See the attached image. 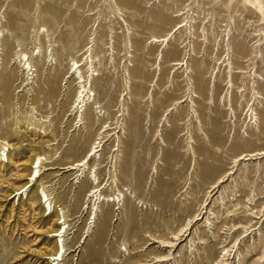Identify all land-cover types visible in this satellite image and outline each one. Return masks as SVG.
I'll return each instance as SVG.
<instances>
[{"label": "rangeland", "instance_id": "obj_1", "mask_svg": "<svg viewBox=\"0 0 264 264\" xmlns=\"http://www.w3.org/2000/svg\"><path fill=\"white\" fill-rule=\"evenodd\" d=\"M0 34V141L17 163L0 165V264H47L46 200H26L41 190L68 221L64 264H264V156L236 160L264 152V0H0ZM33 51L24 85L13 62ZM73 62L90 74L81 114ZM99 142L82 176L62 169ZM34 155L41 181L20 196Z\"/></svg>", "mask_w": 264, "mask_h": 264}, {"label": "bare ground", "instance_id": "obj_2", "mask_svg": "<svg viewBox=\"0 0 264 264\" xmlns=\"http://www.w3.org/2000/svg\"><path fill=\"white\" fill-rule=\"evenodd\" d=\"M183 27H182V25L178 24L171 32H169L163 38H159V39H154L153 38L152 39V43H154V44L161 43L162 45H164V44L168 45L169 40L173 36L172 33L175 31L174 32V34H175L177 31H179ZM254 32H256V30H254ZM88 52H89V49L87 51V54H88ZM39 54H40V51L38 50V52L36 54V57ZM33 56H34V51L32 52L30 57L27 56L25 53H22V52L17 53L15 55V60L13 62V66L16 65L18 69L19 68L21 69V71H20V73H21L20 75H21V79H22L21 80V84H24V85L28 84V80H33V77L34 78L37 77L36 75L33 76L34 73L37 72L36 69H33L34 66H32ZM50 57H51V52L49 54L45 53V55H43V57H42L43 58V65H47L48 59ZM90 57L91 56L88 55L87 60H89ZM161 57H162V55H161V53H159L158 58L160 60H161ZM86 62H87L86 66L89 65L88 61H86ZM183 62H184V60L180 61V62H177V63L174 64V66H176V67L177 66H183ZM0 65H1V63H0ZM223 65L228 70V73L231 76V74L233 73L234 69H233L232 63L230 61L229 53L226 55L225 58H223L222 60L218 61L219 70H220V67L223 66ZM73 66H74V70L72 71L71 76H75V80H77V82H78L77 84L79 85V88H78L79 91L76 94V101H75V103L78 102L77 109H76L78 111H77L76 114H78V113L81 114L82 113V109L85 110V108L87 106V102L90 100L89 99L90 97L88 96L89 92H90V89L88 87L90 85V82H89L90 74L88 76H86L87 79L85 81L84 80L85 78L82 75V72L80 71V68L83 65L81 63H76V62L74 63L73 62L72 63V67ZM72 67H70V70H71ZM1 70H2V68L0 66V71ZM91 71H92V66L89 65V68L87 69V74L89 72H91ZM30 72H32V73H30ZM238 72L240 73L242 71H238ZM26 74H27V77H26ZM10 75H9V79H10ZM29 75L31 76V78L28 79ZM11 76H12V80L10 81L9 85H11L12 83H14L16 81V78L14 79V76L17 77V74L15 73L14 75H11ZM2 86H3V84H2ZM231 87L232 86L230 85V88ZM0 90H1V84H0ZM252 107H253V103H251L250 105L247 106L246 116L248 117L249 123H252V124L254 123L255 124L256 117L254 115V110L252 109ZM100 144L101 143L99 142L97 147L92 148L88 152L87 156L82 161L77 162V163H72L70 165H66V166L62 167V169L66 170V171H71V170L78 169V172L79 171L81 172L80 176H82V174L84 173L83 172L84 171V167L90 161V158H92V156H94L97 152L100 151L99 150V148L101 147ZM9 146H10V144L8 143V141H5V140L4 141H0V165L2 163H9V164H11L12 166L15 167V165L17 163L14 162L12 159H10L8 157V151H9L8 147ZM261 156H264V152H258L256 154L252 153V154L240 155L236 160H238V161H240V160L241 161H245V160L246 161L247 160L250 161L254 157H261ZM41 161H42V158H41V156H38V155H36V156L34 155L33 157L32 156L28 157L22 163L23 166H24V170L28 171V173L23 172L22 174L18 175L16 180H15V184L10 185V190H12V192H16V193L20 194V196H21L23 193H26L27 191L29 192L30 189L34 185L38 184L41 181V170L42 169L44 170V167H42L43 165H42ZM84 177H85V175H84ZM88 178H90L89 181L90 180L92 181L91 178H93L92 182H95L96 181L95 172L94 173L91 172L89 174ZM22 181H26V183L23 184V185H20V182H22ZM221 182H223V181L219 180L218 184L221 183ZM100 188H101V186L94 188L91 191V194L89 195L92 199H93V197L96 198L95 199L96 203L99 202V200L101 198V194H100L101 192L99 191ZM215 188H216V186L213 187V190ZM16 195H15V197H16ZM37 196L39 197V202L36 201V200L33 201L31 198L29 199L28 195H26V200H27V203H28L29 207L31 209H33V208H35L37 206V203L39 205H42L43 204V199L45 198L46 201L43 204V206H44V208H43L44 209V213L43 214H44V216L46 218H48L47 225H49V228L47 229L46 233L50 235L49 237L51 239V241L49 242L50 248H45L44 252H42L40 254L43 257V259L46 260L47 264H64L65 259L70 254V251L66 248V245H65V240H66V238L68 236V227H64V226L66 225V222H68V221H67L66 217L64 216V213L59 214L61 211L58 212L57 210H52L51 203H52L53 199H48L47 195L44 194L43 190H41L38 193ZM8 197L9 196H7L6 198H8ZM104 200H105V198H101V202H103ZM118 200H119V197H118ZM109 202L114 203L115 201H114V199H112V200L108 199V203ZM96 203H94V205H96ZM46 204H47V206H46ZM47 212H49V213H47ZM197 219H196V221H197ZM92 220L95 221V217ZM88 230L84 234L85 237H83V242H82L83 244H84V242L86 241V239L88 237L87 236ZM182 232L186 233L187 231L184 229ZM245 233H247V232H245ZM176 241H177V239H176ZM154 243H156V240L154 241ZM162 243L164 244V247H168V246H171L173 244V243L161 242V244ZM124 251H126V250H124ZM166 257L167 256L157 257L155 262H163L164 258H166ZM224 258H225V256L222 258V260L220 262H218V264H226L227 260H225ZM260 259H261V257H260ZM115 263H119V262H115Z\"/></svg>", "mask_w": 264, "mask_h": 264}]
</instances>
